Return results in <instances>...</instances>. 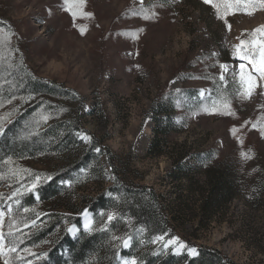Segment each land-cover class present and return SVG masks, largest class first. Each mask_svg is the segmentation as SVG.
I'll list each match as a JSON object with an SVG mask.
<instances>
[{"label": "rangeland", "instance_id": "374dc122", "mask_svg": "<svg viewBox=\"0 0 264 264\" xmlns=\"http://www.w3.org/2000/svg\"><path fill=\"white\" fill-rule=\"evenodd\" d=\"M262 25L264 9L219 19L204 0H83L75 18L64 0H0V129L57 122L67 148L0 161V264H191L206 252L264 264V136L252 126H264V80L238 95L240 64L252 65L233 54ZM22 71L51 95L17 97ZM224 101L233 114L213 110ZM92 141L99 151L83 156ZM53 179L55 192H38ZM143 197L158 218L140 216ZM89 238L96 247L72 259L67 240Z\"/></svg>", "mask_w": 264, "mask_h": 264}, {"label": "trees", "instance_id": "16d2710c", "mask_svg": "<svg viewBox=\"0 0 264 264\" xmlns=\"http://www.w3.org/2000/svg\"><path fill=\"white\" fill-rule=\"evenodd\" d=\"M22 73L24 74L25 77V79L23 80V84H20L15 78L11 80L12 90L13 92H15L17 97H23L24 93H30L37 90L42 91V93H44L43 95L45 94L51 95L50 93L54 89L52 85L48 86V83H46L44 80L31 78L27 73H25V71H22ZM66 93H69V91H67ZM26 96L28 95L26 94ZM6 100H8V96L1 98L0 101H6ZM33 105H37V103ZM32 109L28 110L27 112L22 114L23 116L22 115L21 116L22 117H24V115H27L26 117L30 116L29 113L30 111H32ZM11 121L4 127V129L3 128L0 129V130L3 129V131H1L2 134L0 136V157H1L0 161L10 158L16 159L26 155H32V154L34 155L36 153H40L42 151L44 152L47 150H51L53 152L54 151L60 152L61 154L67 151V148L65 149L63 147L64 142H62L61 140H57L56 129L57 127L60 126L59 124H57V122L56 124H52L50 127L42 131H40L41 128L35 129L33 131H29L28 130L29 125L25 121L21 120L20 122L15 121L12 123ZM22 136L23 138L20 139V137ZM15 138L18 140H16ZM97 149H99L98 145L96 144L95 141H92L90 144H88L85 147L83 156L85 155V157H87V155H89L90 153L91 154L94 153ZM83 156L79 159L77 164H75V168L77 170L83 167V162H84ZM109 166L111 167L112 173L115 176L116 167L113 162L112 156L109 160ZM115 179H117L116 176ZM58 181H59L58 179L51 180V182L48 185L46 186L42 185L41 187H39L38 192H46V193L55 192L56 190L55 186H57ZM101 198L102 195H97L96 197L92 198L90 202L92 204H95L99 202ZM135 205L142 218H145L148 221H152L159 217L156 216L155 214L156 211L152 209V204L150 203V199H145L144 197L139 198ZM159 206L161 207L160 204L158 205V207ZM91 207L89 208V210L93 212L96 211L97 209H104L102 207L95 209ZM161 209L164 208L161 207ZM163 220L164 222H167L165 217L163 218ZM66 246L68 247L67 250L72 255V259L76 260L78 258L81 259L83 257H86L89 251L96 247V243L93 242L92 238H89L88 240L85 241H81L79 239L77 241H72L69 239L66 242ZM209 253L208 252L204 253L201 256L200 260L194 261L191 264L195 262H197L196 264L228 263L227 261L221 259L218 255L212 253L209 254Z\"/></svg>", "mask_w": 264, "mask_h": 264}, {"label": "snow or ice", "instance_id": "6c2138e0", "mask_svg": "<svg viewBox=\"0 0 264 264\" xmlns=\"http://www.w3.org/2000/svg\"><path fill=\"white\" fill-rule=\"evenodd\" d=\"M205 4H210L216 11L217 17L219 19H224V17L230 14L233 10L235 11H248V14H251L252 11L257 8L264 9V0H204ZM65 11H68L74 18L77 15V9L82 7L83 0H64ZM86 15H91L90 13ZM147 18V17H145ZM226 22V21H225ZM85 29L81 28L80 32L83 34ZM250 39L240 40L239 44L234 45V56H238L242 61H247L252 65V70L247 71L245 64H240V75H239V89L237 94L240 95L243 99H249L256 88V76L258 74L259 78L264 80V25L254 29L250 33ZM221 68H226V66L221 65ZM223 79V77H221ZM214 111H221V114L231 115V106L230 102L224 101L222 105V110L217 109L214 106ZM253 128H260L261 135L264 136V126H261L259 121L252 125ZM235 131V130H233ZM82 139L90 140V137L82 134ZM99 151V149H97ZM242 156L246 154L242 153ZM40 178L37 177V180ZM113 217L109 215L108 220L111 221ZM89 225L85 224V228H88ZM4 236L0 233V255H5ZM169 243H179L177 238L169 241ZM124 246H128V241H124ZM180 247L183 248L185 245L180 244ZM8 252H14L15 248L10 247L7 249ZM190 254H195L194 249H189ZM5 264H8V261L5 260ZM124 264H136V261L133 259L131 261H125Z\"/></svg>", "mask_w": 264, "mask_h": 264}]
</instances>
